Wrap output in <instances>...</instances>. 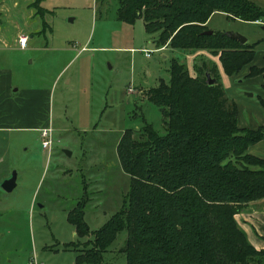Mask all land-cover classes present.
<instances>
[{"label": "rangeland", "instance_id": "rangeland-1", "mask_svg": "<svg viewBox=\"0 0 264 264\" xmlns=\"http://www.w3.org/2000/svg\"><path fill=\"white\" fill-rule=\"evenodd\" d=\"M14 1L0 0V73L9 74L19 98L25 90L47 87L43 115L54 129L49 147L34 128L0 129V264H79L68 211L86 197L84 219L90 232L98 229L129 189L130 176L117 155L122 133L134 127L138 137L145 122L164 132L147 89L170 80L172 57L184 60L191 75L200 55L223 69L218 55L205 48L183 52L165 43L159 50L158 32H146L142 18L132 24L116 18V0H41L42 17L30 5L34 0H16L23 19L13 13ZM207 25L239 32L248 42L264 36L262 24L222 12L212 13ZM19 33L36 37L20 48ZM236 85L230 95L225 91L236 105L239 93L260 102L245 81ZM12 171L16 185L7 191L1 182ZM125 239L126 230L119 231L103 253L105 264H125Z\"/></svg>", "mask_w": 264, "mask_h": 264}, {"label": "trees", "instance_id": "trees-1", "mask_svg": "<svg viewBox=\"0 0 264 264\" xmlns=\"http://www.w3.org/2000/svg\"><path fill=\"white\" fill-rule=\"evenodd\" d=\"M40 1L30 5L42 17ZM116 1L117 19L132 24L142 18L146 32H158L156 48L166 43L183 52L208 49L228 75L254 58L257 41L241 43L220 29L204 32L216 11L230 19L262 18L264 9L251 0ZM193 67L196 75L172 57L170 80L160 79L147 91L163 133L145 122L138 137L134 127L120 136L117 155L130 176L120 209L92 232L83 216L86 197L68 211L78 236L70 242L77 263L105 264L104 251L126 230L125 264H264V248L252 245L235 218L246 202L264 197V158L247 152L264 137V121L239 127L237 105L225 92L217 63L200 55ZM260 73L264 66L250 65L247 76ZM84 235L88 240L81 243Z\"/></svg>", "mask_w": 264, "mask_h": 264}, {"label": "crops", "instance_id": "crops-1", "mask_svg": "<svg viewBox=\"0 0 264 264\" xmlns=\"http://www.w3.org/2000/svg\"><path fill=\"white\" fill-rule=\"evenodd\" d=\"M31 1L33 0H27L25 4ZM251 1L264 9V0ZM1 4L7 6L4 2ZM12 5V9L14 11L13 13L15 15H20V19H23L25 15L22 16V13L20 14L19 12L21 11L20 2L15 0ZM27 15H29L28 11L26 12L25 20H27ZM32 20L35 19L33 18ZM253 22L262 24V28H264V16L260 19L254 20ZM42 34L44 33H40L39 35ZM28 36V41L30 38L32 40L36 37V35L30 34ZM256 37L257 38L253 40L257 41L255 46V55L250 63L243 66L238 73L233 75H228L224 73L223 70L220 71L225 91H227L229 95L231 88L237 86L236 81H245L247 84L245 85L246 89L256 91L257 96L264 99V76L262 73L247 76L250 65L259 67L264 66V49L258 50L257 48L259 45L264 43V36ZM144 48L148 47L144 46ZM159 50L162 49L159 48ZM17 89L13 87V83L11 82L10 76L7 72L2 74L0 73V129L10 130L12 128H34L40 133L39 129L41 127L50 125L53 130L54 127L49 120V116L43 115L44 110L46 109L45 100L48 95L47 87L40 86L25 90L23 91L24 94L20 98L16 95V92H18ZM263 121L264 105L256 99L249 98L245 94H237L238 126L241 128H256L262 124ZM247 152L264 158V137L251 143L247 147ZM235 218L238 224L245 230L247 238L252 245L258 249L264 248V197L246 202L243 208L235 214Z\"/></svg>", "mask_w": 264, "mask_h": 264}, {"label": "water", "instance_id": "water-1", "mask_svg": "<svg viewBox=\"0 0 264 264\" xmlns=\"http://www.w3.org/2000/svg\"><path fill=\"white\" fill-rule=\"evenodd\" d=\"M212 29H207L204 32L207 33H212ZM231 37L239 40L241 43L245 42L247 40V38L242 35L239 32H234V31H226ZM206 77H207V81L208 83H213L214 82V78L211 77L209 72H206ZM251 94V93H250ZM16 185V171H12L11 174L7 177H5L2 182H1V186L3 189L10 191L12 190Z\"/></svg>", "mask_w": 264, "mask_h": 264}, {"label": "built area", "instance_id": "built-area-1", "mask_svg": "<svg viewBox=\"0 0 264 264\" xmlns=\"http://www.w3.org/2000/svg\"><path fill=\"white\" fill-rule=\"evenodd\" d=\"M28 35L26 33H20L17 38V43L20 48H24L27 45ZM146 55H149L150 50L147 48H143ZM40 137L42 139V145L44 147H49L51 143V133L52 127L50 125L43 126L39 129ZM28 264H36V262H29Z\"/></svg>", "mask_w": 264, "mask_h": 264}]
</instances>
